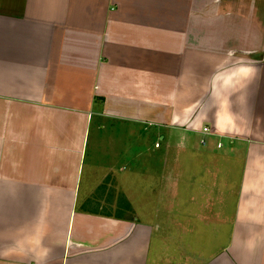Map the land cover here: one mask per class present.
<instances>
[{"label":"crops","instance_id":"1","mask_svg":"<svg viewBox=\"0 0 264 264\" xmlns=\"http://www.w3.org/2000/svg\"><path fill=\"white\" fill-rule=\"evenodd\" d=\"M0 264H264V0H0Z\"/></svg>","mask_w":264,"mask_h":264},{"label":"rangeland","instance_id":"2","mask_svg":"<svg viewBox=\"0 0 264 264\" xmlns=\"http://www.w3.org/2000/svg\"><path fill=\"white\" fill-rule=\"evenodd\" d=\"M197 74L199 75V71H197ZM123 125H121L119 128H117V130H114L112 135L109 132L108 137L106 138L105 136H102L101 138L99 137V140H97L98 145L95 146H91L90 142L89 145L87 147V154H86V158H85V164L87 162H89L88 164H86L85 167V171L83 174V179H82V183L86 182L87 179H89L90 174H87L88 171V167H90L91 165L96 167V169H106L109 166L110 162H114L116 161L117 163H119L120 159H126L128 160L129 158L131 159V167H132V175H136L135 179H133L131 181L130 185L126 184V187L124 189V192L126 193H134V191H142V193L144 191L148 192V193H154L153 189H157L159 188V186L161 185L160 183V175H145L143 174V167L144 165V161L142 159L149 156H153L155 157V155H157L159 153L158 150H154L153 149V144L155 141H158L155 138V135L152 134L150 131L147 133V131L142 130L141 133H139L138 127H136V125H131V131L128 130L127 128L124 129L125 127H122ZM210 128V127H209ZM192 129V127H191ZM211 133L209 135L213 134V131L210 128ZM145 133V136L143 137H139V134ZM183 134H188L192 137L193 141L195 143H199L200 144V139L203 137L206 140H208V136H203L201 133H191L188 131H183ZM94 138L96 137L95 134H93ZM90 141V140H89ZM113 141V142H112ZM212 141V140H211ZM223 141V145H225L227 142H225V140ZM160 142V141H158ZM219 143V142H218ZM96 144V143H95ZM103 144L105 146H101L100 145ZM198 144V145H199ZM201 146V145H199ZM217 146V145H216ZM91 156H93L94 158L92 159ZM139 156V157H138ZM96 158V161H94V159ZM142 160V161H141ZM118 166V164H117ZM124 166V164H123ZM130 172L129 169L127 168V165H125L124 167V171L120 172V174H124L125 175ZM93 175H98L96 173H94ZM111 175V174H109ZM98 178V177H96ZM95 178V179H96ZM181 184H185L183 182H181ZM95 193H98V189L95 190ZM96 195V194H95ZM122 195V194H121ZM139 196L137 195H133L132 200H136ZM142 198H146V203H145V208H143V204L141 205V210L138 211L139 204H135V207L137 209V212H142V215H144L145 212H147L148 210H150L151 208V202L154 200L155 196L154 195H147V196H142ZM143 202V201H142ZM141 202V203H142Z\"/></svg>","mask_w":264,"mask_h":264},{"label":"built area","instance_id":"3","mask_svg":"<svg viewBox=\"0 0 264 264\" xmlns=\"http://www.w3.org/2000/svg\"><path fill=\"white\" fill-rule=\"evenodd\" d=\"M203 136H208L211 131L210 128L208 126H202L199 130H198ZM200 143L201 144H205L206 143V139L205 138H201L200 139ZM159 144L156 143L155 146L157 147ZM217 147L220 148L221 147V143H217Z\"/></svg>","mask_w":264,"mask_h":264}]
</instances>
